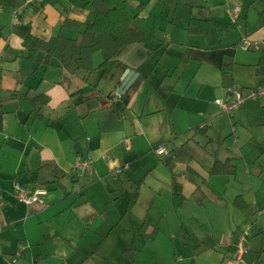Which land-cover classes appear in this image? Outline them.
<instances>
[{
	"label": "crops",
	"instance_id": "crops-1",
	"mask_svg": "<svg viewBox=\"0 0 264 264\" xmlns=\"http://www.w3.org/2000/svg\"><path fill=\"white\" fill-rule=\"evenodd\" d=\"M116 1L155 37L121 47L102 79L98 69L68 72L57 57L43 63L42 49L29 58L24 42L79 39L82 27L63 21L90 19L98 0L0 6V264H264V96L231 113L216 102L236 83H264L261 4ZM191 17L214 20L223 46L189 33ZM102 58L93 53L95 65ZM128 68L142 79L124 104ZM40 94L48 102L34 107ZM162 143L166 154L156 152ZM87 152L94 171L79 175ZM217 159L235 172L211 173ZM16 182L46 188V205L19 200ZM239 195L247 208L235 205Z\"/></svg>",
	"mask_w": 264,
	"mask_h": 264
},
{
	"label": "trees",
	"instance_id": "trees-1",
	"mask_svg": "<svg viewBox=\"0 0 264 264\" xmlns=\"http://www.w3.org/2000/svg\"><path fill=\"white\" fill-rule=\"evenodd\" d=\"M256 2L261 4L259 14L264 15V0H250L249 5ZM20 3L21 0H0V6H17ZM63 24L82 27L81 34L83 38L81 42H78V38L62 34L53 35L48 39L29 34L24 41L29 49L28 57L34 58L37 50L42 49L45 51L42 59L43 63H50L53 57H57L68 72H76L81 69L87 71L98 69L100 70V79L113 74L115 66L119 63L116 54L121 47L134 42L150 41L155 37L154 33L140 22L138 14L130 12L116 0H98L94 14L90 19L77 21L66 18ZM187 31L206 36L209 47L220 48L223 46L219 25L211 18L191 17L187 25ZM97 50L101 51L103 58L98 65H95L93 53ZM261 71L264 73V64L261 66ZM141 79L142 77H139L125 93L120 94L124 104L129 102ZM88 97L85 96V98ZM32 102L34 107L42 106L48 102L47 95H37L32 99ZM2 103L3 101L0 99V109ZM205 126L206 124L202 125V128L196 127L195 130H203ZM235 170L236 167L230 160L223 162L217 159L214 161L210 172L233 173ZM137 197L138 189H135L127 201L125 212L131 209ZM183 198L182 195H175L176 206L182 202ZM234 203L242 209L248 207V203L240 195L235 198ZM99 245L100 243L96 248Z\"/></svg>",
	"mask_w": 264,
	"mask_h": 264
},
{
	"label": "built area",
	"instance_id": "built-area-1",
	"mask_svg": "<svg viewBox=\"0 0 264 264\" xmlns=\"http://www.w3.org/2000/svg\"><path fill=\"white\" fill-rule=\"evenodd\" d=\"M240 10L241 6L237 4L230 11L233 20L237 19ZM239 45L243 49H249L251 47V41L250 39L245 38L240 42ZM262 96H264V83L255 87H246L242 84L236 83L231 88H229L226 97H219L216 99V102L220 105L223 112L231 113L234 109L239 108L247 99H256ZM156 152L159 154H166L169 152V149L164 143H162L156 148ZM75 169L79 175L92 173L94 171L92 154L87 152L84 156H78ZM15 192L17 198L21 201L29 204L40 203L42 205H46L44 195L47 193V189L44 187H32L21 182H16ZM248 233V229H245L242 233L238 249L239 252L243 251L244 239Z\"/></svg>",
	"mask_w": 264,
	"mask_h": 264
},
{
	"label": "water",
	"instance_id": "water-1",
	"mask_svg": "<svg viewBox=\"0 0 264 264\" xmlns=\"http://www.w3.org/2000/svg\"><path fill=\"white\" fill-rule=\"evenodd\" d=\"M82 38L83 36L81 35L78 39V42H81ZM138 76H139V72L136 71L135 69H129V68L126 69L125 76L119 88V93L120 94L125 93L132 86V84L136 81Z\"/></svg>",
	"mask_w": 264,
	"mask_h": 264
},
{
	"label": "rangeland",
	"instance_id": "rangeland-1",
	"mask_svg": "<svg viewBox=\"0 0 264 264\" xmlns=\"http://www.w3.org/2000/svg\"><path fill=\"white\" fill-rule=\"evenodd\" d=\"M256 19H258V16H256ZM97 51H99L100 58L103 57L101 51L100 50H97ZM249 51H252V50H249Z\"/></svg>",
	"mask_w": 264,
	"mask_h": 264
}]
</instances>
